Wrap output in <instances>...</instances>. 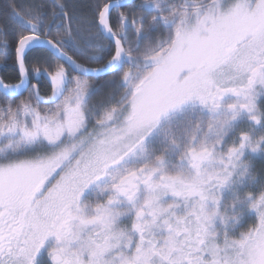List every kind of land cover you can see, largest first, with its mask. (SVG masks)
<instances>
[{"label": "snow or ice", "instance_id": "obj_1", "mask_svg": "<svg viewBox=\"0 0 264 264\" xmlns=\"http://www.w3.org/2000/svg\"><path fill=\"white\" fill-rule=\"evenodd\" d=\"M9 59L0 264H264V0H8Z\"/></svg>", "mask_w": 264, "mask_h": 264}, {"label": "trees", "instance_id": "obj_2", "mask_svg": "<svg viewBox=\"0 0 264 264\" xmlns=\"http://www.w3.org/2000/svg\"><path fill=\"white\" fill-rule=\"evenodd\" d=\"M80 2L82 4H86L88 2V0H80ZM133 2L139 3L140 0H133ZM7 3H8V0H0V13L3 12ZM34 55L38 56V57H43L46 55V53L43 52L42 50H38L37 52L34 53ZM92 66L96 67L97 65H92ZM0 77L3 78L6 83L18 82L15 64H14V61L12 59H9L6 64H0ZM33 83H36V81H33ZM39 87H40L41 91H45L47 89V86L42 85L40 83H39ZM45 92H47V91H45ZM25 95H27V93H25Z\"/></svg>", "mask_w": 264, "mask_h": 264}, {"label": "flooded vegetation", "instance_id": "obj_3", "mask_svg": "<svg viewBox=\"0 0 264 264\" xmlns=\"http://www.w3.org/2000/svg\"><path fill=\"white\" fill-rule=\"evenodd\" d=\"M39 83L42 84V85H45L47 86V89L45 91H48V82H47V79L46 78H43L41 80H39ZM45 91H41L42 94L45 93ZM255 167L257 169V171H260L262 169H264V160L260 159L259 156H257L255 158Z\"/></svg>", "mask_w": 264, "mask_h": 264}, {"label": "water", "instance_id": "obj_4", "mask_svg": "<svg viewBox=\"0 0 264 264\" xmlns=\"http://www.w3.org/2000/svg\"><path fill=\"white\" fill-rule=\"evenodd\" d=\"M1 78V77H0Z\"/></svg>", "mask_w": 264, "mask_h": 264}]
</instances>
